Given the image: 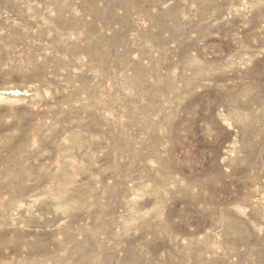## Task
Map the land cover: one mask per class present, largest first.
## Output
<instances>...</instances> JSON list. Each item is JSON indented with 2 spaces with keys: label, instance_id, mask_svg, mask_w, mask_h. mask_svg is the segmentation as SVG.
Listing matches in <instances>:
<instances>
[{
  "label": "rangeland",
  "instance_id": "374dc122",
  "mask_svg": "<svg viewBox=\"0 0 264 264\" xmlns=\"http://www.w3.org/2000/svg\"><path fill=\"white\" fill-rule=\"evenodd\" d=\"M263 121L264 0H0V264H264Z\"/></svg>",
  "mask_w": 264,
  "mask_h": 264
},
{
  "label": "bare ground",
  "instance_id": "6f19581e",
  "mask_svg": "<svg viewBox=\"0 0 264 264\" xmlns=\"http://www.w3.org/2000/svg\"><path fill=\"white\" fill-rule=\"evenodd\" d=\"M253 18V17H252ZM14 92H16V91H14ZM12 94H14V93H12ZM264 122V121H263ZM239 126V125H238ZM261 149V148H260Z\"/></svg>",
  "mask_w": 264,
  "mask_h": 264
}]
</instances>
